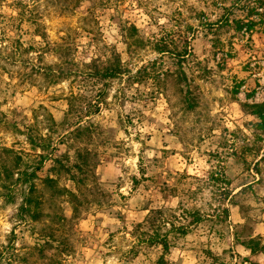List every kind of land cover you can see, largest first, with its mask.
<instances>
[{
	"label": "rangeland",
	"instance_id": "374dc122",
	"mask_svg": "<svg viewBox=\"0 0 264 264\" xmlns=\"http://www.w3.org/2000/svg\"><path fill=\"white\" fill-rule=\"evenodd\" d=\"M260 101L264 0H0V264H264Z\"/></svg>",
	"mask_w": 264,
	"mask_h": 264
},
{
	"label": "trees",
	"instance_id": "16d2710c",
	"mask_svg": "<svg viewBox=\"0 0 264 264\" xmlns=\"http://www.w3.org/2000/svg\"><path fill=\"white\" fill-rule=\"evenodd\" d=\"M29 20L32 23L35 24V27H34L35 32H37V34L41 38H45L46 37L45 36V32L43 30L42 31L40 30L41 29V27H40L41 23L38 21V19L35 17L34 14H33V16L30 17ZM185 40H186V38H185ZM156 49L160 53H164V52H168L169 51L171 54H173V56H176L177 59L183 58V57H181L182 56L181 53H179L177 51H175V53L171 52L169 47H168V44L166 42L158 43ZM118 72H119V66L118 67H114V68L107 67L103 71L102 75L105 78L114 77ZM245 106L248 108L249 112L256 117L257 125H259L260 127L264 128V101L245 103ZM31 140H33V139H31ZM31 142H35V141H31ZM38 162H39V165H38L37 168L39 169L40 167H42L43 161H42V159H40ZM23 174L26 175L25 178H27V179H24V180L29 182V189L32 191L34 189V186H33V182L31 181V177L35 176V171H30L28 173L26 171H24ZM5 176H8L6 174V172H5ZM49 180H51V179H49ZM26 199H27V205L23 206L21 210L29 212V209H30L29 202L31 201V199H30V197H26ZM225 211L227 212L228 210L225 209ZM33 216L36 217V212L33 213ZM197 220H199V217H197L195 219V221H197ZM150 242L151 243H154V242L159 243L162 246L163 251H167L168 250L169 243H168V240H167L166 236L161 235L160 237H158V235H157V237H153V236L150 235ZM247 247L250 248L251 250H254L256 248V247L251 246V245H247ZM159 262H163L162 257L159 258Z\"/></svg>",
	"mask_w": 264,
	"mask_h": 264
}]
</instances>
